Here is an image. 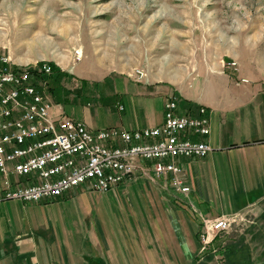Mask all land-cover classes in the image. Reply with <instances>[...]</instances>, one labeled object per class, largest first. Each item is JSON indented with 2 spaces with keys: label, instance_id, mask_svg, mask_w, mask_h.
<instances>
[{
  "label": "crops",
  "instance_id": "obj_1",
  "mask_svg": "<svg viewBox=\"0 0 264 264\" xmlns=\"http://www.w3.org/2000/svg\"><path fill=\"white\" fill-rule=\"evenodd\" d=\"M221 75V87L204 98L165 82L116 81L97 96L109 109L91 103L93 91L81 94L79 106L61 105L75 103L69 93L77 84H62L61 93L50 77L53 114L92 130L158 126L170 99L180 113L205 106L212 152L180 160L187 196L142 175L107 193L81 188L36 204L5 201L0 190V264H193L205 221L252 212L264 229V80Z\"/></svg>",
  "mask_w": 264,
  "mask_h": 264
},
{
  "label": "rangeland",
  "instance_id": "obj_2",
  "mask_svg": "<svg viewBox=\"0 0 264 264\" xmlns=\"http://www.w3.org/2000/svg\"><path fill=\"white\" fill-rule=\"evenodd\" d=\"M0 57L22 68L54 65L50 77L61 93L62 84H77L68 92L75 103L61 104L69 108L93 91L91 103L109 109L97 96L130 78L204 98L221 87L217 74L236 83L264 80V0H0ZM235 216L230 231L197 254L201 261L213 255L206 264H233L215 252L236 246L243 250L232 261L244 264L250 254L246 264H264L257 216Z\"/></svg>",
  "mask_w": 264,
  "mask_h": 264
},
{
  "label": "built area",
  "instance_id": "obj_3",
  "mask_svg": "<svg viewBox=\"0 0 264 264\" xmlns=\"http://www.w3.org/2000/svg\"><path fill=\"white\" fill-rule=\"evenodd\" d=\"M80 52H75L78 61ZM13 65L0 57L3 200L36 204L81 188L107 193L141 175L162 180L185 196L190 193L179 164L181 159L206 158L212 152L208 142L211 115L205 106L180 113L178 102L170 99L158 126L92 130L84 121L69 118L62 111L53 114L50 65ZM137 75L140 80L144 78L142 73ZM238 218L205 221L199 252L212 243L214 236L230 231Z\"/></svg>",
  "mask_w": 264,
  "mask_h": 264
},
{
  "label": "trees",
  "instance_id": "obj_4",
  "mask_svg": "<svg viewBox=\"0 0 264 264\" xmlns=\"http://www.w3.org/2000/svg\"><path fill=\"white\" fill-rule=\"evenodd\" d=\"M53 66V72L57 73L56 67ZM52 73V74H54ZM54 76V75H53ZM56 76H54L55 78ZM243 250V249H242ZM241 249H237L236 246H225V247H220L218 248V250L215 252L217 255L222 256L223 259H226L225 262L229 263L230 261L233 262V264H242L240 262H234L232 261V257L235 256L236 254L240 253L242 251ZM248 254V253H247ZM214 256L213 255H207L205 257V261H201V258H199V256L196 257L195 262H193V264H206L207 262L213 260ZM252 260V257L250 256V254L247 255V260L244 261L246 264V262H250Z\"/></svg>",
  "mask_w": 264,
  "mask_h": 264
}]
</instances>
